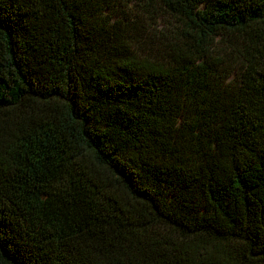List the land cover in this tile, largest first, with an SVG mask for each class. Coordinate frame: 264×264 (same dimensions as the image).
I'll list each match as a JSON object with an SVG mask.
<instances>
[{"label":"trees","instance_id":"16d2710c","mask_svg":"<svg viewBox=\"0 0 264 264\" xmlns=\"http://www.w3.org/2000/svg\"><path fill=\"white\" fill-rule=\"evenodd\" d=\"M141 1L0 0V264H264V0Z\"/></svg>","mask_w":264,"mask_h":264},{"label":"rangeland","instance_id":"374dc122","mask_svg":"<svg viewBox=\"0 0 264 264\" xmlns=\"http://www.w3.org/2000/svg\"><path fill=\"white\" fill-rule=\"evenodd\" d=\"M142 4L141 0H110L103 12L111 20L126 18L135 21L136 27L139 28L137 35H134L138 39L135 40L134 51L136 53L166 57L169 52L167 45L170 43L168 38L171 33L169 27L172 18L169 15L150 16L141 7ZM224 46L225 42L218 37L215 41V49H213L214 54H222L225 50Z\"/></svg>","mask_w":264,"mask_h":264}]
</instances>
